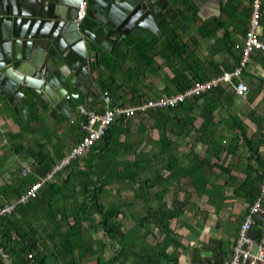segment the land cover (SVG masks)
Returning <instances> with one entry per match:
<instances>
[{"label": "trees", "instance_id": "obj_1", "mask_svg": "<svg viewBox=\"0 0 264 264\" xmlns=\"http://www.w3.org/2000/svg\"><path fill=\"white\" fill-rule=\"evenodd\" d=\"M177 2L180 9L173 27L167 28L162 23L160 27L164 32L161 39L157 40L151 37V43L140 42L139 40L141 44L137 46V48L144 46L140 56L137 54L141 60L146 61L145 53L147 51H154L153 56H160L164 63H169V66L174 61L176 64L174 69V93L189 88L197 80L192 65H187L189 69L186 71L189 76L183 73L180 66L182 63H187L193 52L190 47L195 48L197 44L194 38L190 43L184 42L178 30L182 24L190 26L197 22L199 19L198 8L190 6L188 0H178ZM211 21L214 23L215 19ZM203 29L204 27H201L197 31L203 32ZM217 29L216 25L209 35H214ZM124 43L129 47L134 45L131 41ZM113 54L116 59L121 58L117 48H114ZM149 62L152 63L151 58ZM98 66L100 68L104 66L102 59H100ZM118 68H120V65ZM98 78L100 79L97 82L99 92L103 93L107 90V85L101 80L100 74ZM223 93H225L223 90L217 88L176 107L149 111L130 118L120 117L116 119L99 140V143H95L85 150L92 151L89 166H92L93 169L80 167L79 159L76 157L63 170L68 172L67 177L56 181V177L61 172L58 173L53 181L48 182L40 189L35 199L18 204L10 216L0 220V245L11 259L6 263L0 258V264H77L76 260L86 257L88 252L93 251V249L89 250L87 245L84 244V229L100 232L107 240L112 256L104 264H124L130 257H133L136 264H181L180 249L183 250L184 248L182 244L178 245L173 237L176 235V231L174 232L172 228V222L178 220L184 214V211L188 209L187 212H191L190 218H196L195 225L205 224L208 215L206 207H214L215 198L220 200V207L222 204H228V197L223 191L227 182L224 183L223 187L208 186V180L205 176L207 170L203 167L206 165V158H201L199 154L193 152L200 141L199 139L194 140L195 142L192 143L193 150L190 153L191 156L187 158L189 159V166L184 167L178 165L179 163L176 164L177 159L173 162H166L165 155L168 153L173 155L180 151L181 146L178 142L181 140L183 132H190V127H193L200 112L198 101L201 99L204 101L210 100V107L204 109L209 113H214L217 109H220L221 95L222 97L225 96ZM84 98L85 96L81 95L76 106L84 105ZM30 109L33 123L39 122L40 119L34 105H30ZM96 111L101 112L102 107H97ZM76 116L77 113L75 112L72 118H76ZM74 125L78 127L77 122ZM78 130L80 134L77 144L83 136L79 127ZM241 130L244 131V128L241 127ZM154 132H156L157 138L151 140ZM20 137V135L11 136V139L19 141ZM201 141L203 145H207L208 149L213 144L209 138H204ZM147 142L150 146L158 147L159 152L158 155H155V159H160L162 167L159 165L160 168H152L150 164L152 158L149 152L139 151V148ZM245 143L251 153L257 152L252 142L245 141ZM32 151L31 156L37 164L36 173L38 176H43L51 169L56 160H51L43 155V161L39 162L37 160L39 152L33 149ZM108 153L113 155L112 160L109 158ZM119 153L122 155H119ZM119 157L121 162L117 164ZM118 165L120 166L118 167ZM211 168H218L224 174L230 173L223 166L220 167L216 164ZM81 177L87 179L85 181L86 185L82 188L80 194L76 195L79 190L75 187L70 189L69 183L70 180L80 179ZM114 178L121 183L128 181L127 185L131 188V191H120L121 193H126L142 201L140 205H143L144 214L137 219L135 218V223H139L146 232L139 237L134 238V231L124 232L123 236L120 234L122 229L125 230L123 220L126 218V213L124 211L127 207L133 205L134 201H122L123 196L117 202L110 203L108 207L101 203L106 195L105 187ZM184 179H186V182H183ZM263 179V175H259L257 179H252L250 173L237 188L233 189L232 196L243 199L247 204V211L259 195L260 187L258 184ZM89 180L90 183H88ZM34 181H36V177L30 176L28 179L20 180L11 188L4 187L0 193H3L6 199H8L7 194L10 193L11 200L14 201ZM167 195L170 199L169 202H178L181 207L168 208L163 203ZM150 198L155 201V206L150 204ZM45 210L47 212L42 215ZM247 211H245V214ZM39 217L48 220L49 224L45 226L39 220ZM241 221L237 222L238 225ZM184 223L183 225L188 227V222L184 221ZM84 224L86 225L84 226ZM149 238L154 239L156 242L154 244L149 243L147 241ZM203 249L207 250L206 247H203ZM193 251L197 257L199 249L194 248ZM211 253L216 258L204 257L199 260L197 258L192 259L191 263L228 264L231 256L230 251L217 253L213 250ZM101 263L99 259L96 260V264Z\"/></svg>", "mask_w": 264, "mask_h": 264}, {"label": "crops", "instance_id": "obj_2", "mask_svg": "<svg viewBox=\"0 0 264 264\" xmlns=\"http://www.w3.org/2000/svg\"><path fill=\"white\" fill-rule=\"evenodd\" d=\"M170 1L172 2V7L178 13L180 9L177 4L178 0ZM251 1L226 0L227 5L221 7L220 11L213 5H206L201 10L200 15H198L199 19L196 23L190 26L182 24L179 27L178 32L184 42L190 43L194 38L197 44L195 48L190 47L193 52L187 63L180 65L184 74L189 76L186 71L189 69L187 65H192L196 79L210 78L221 74L224 70L232 69L236 65L239 57L238 47L242 42L247 28V21L251 15ZM176 19L177 17L173 21L162 19L159 22V27L162 23L167 28L173 27ZM212 19H215L214 23H212ZM215 24L218 27L217 31L214 35H209L216 27ZM201 27H204L203 32L197 31ZM124 30L127 31L125 36L114 40L111 38L106 39L104 47L97 49V57L91 56V76L84 82L88 90V93L84 95V105L89 109L96 110L97 107H102V93L99 92L98 84L96 83V81H100L98 78L99 74L101 75V80L107 85V90L105 91L111 95L113 102L118 105L134 106L143 100L174 93V69L176 65L174 61L169 66V63H164L160 56H153L154 51H147L145 53L146 61L141 60L137 54L140 56L144 46H139L141 47L140 49L137 46L143 41L151 43L150 38L152 36L137 27H127ZM160 30L162 31L161 27ZM259 35L262 42H264V0H261ZM162 37L163 34L159 39ZM126 41L133 42V47L126 46L124 43ZM158 47L160 48V46ZM114 48L119 50V57L121 58H115L113 54ZM150 58L152 63L149 62ZM100 59H102V64H104L101 68L98 66ZM119 65L120 68H118ZM245 83L250 89L245 99L236 97L228 84L220 87L219 89L225 92L223 93L225 96L222 97L221 95L220 109H217L214 113H209L204 109L210 107V100H199L200 112L194 125L192 128L190 127V132H183L182 138L178 142L183 155L181 165L186 167L190 165L187 158L191 156L194 140L199 139L201 141L204 138L212 140L213 144L209 149L207 145H203L202 141H199L193 152L195 151L201 158H206V165L203 167L207 170L205 176L208 180V186H223L227 182L225 188L228 189L229 196L230 192H233V189L237 188L248 174L251 173L252 179H257L259 175L264 176V52L252 55L245 73ZM30 105L34 104H29L32 118ZM36 110L40 121L42 119L45 120V118L48 119L47 127L43 125L41 130L39 127L40 121L33 123V118L29 119L25 116L23 119L21 116H15L12 107L7 101L0 98V145L8 148V151L0 150V162H8L11 157L14 159L13 162L9 163V167L5 169L6 173L2 172V175H0V178L4 180V184L0 181V188H11L20 180L28 179L30 176H35L36 179L40 177L36 173V160L33 159L28 149L32 148L39 152V158L37 159L39 162L43 161L42 156L44 155L46 158L56 160L55 165L70 153L71 148L79 140L80 132L78 127L70 124L69 120L66 118H63V120L55 115L52 118L46 108L42 111L37 108ZM66 121H68V124L67 128L64 129L63 124ZM204 124L206 125L204 126ZM241 127L244 128V131L241 130ZM19 135L21 136L19 141L11 139V136ZM155 138H157V135L152 134L151 140ZM245 141H250L253 145L255 142L257 152L251 153ZM144 145L149 144L148 142L143 144L139 148L140 152L148 151L146 150L147 148L144 149ZM148 148L152 151L150 154L152 168L162 167L160 159H155V155H158L159 152L158 147L149 145ZM215 164L220 167L223 166L230 173L224 174L218 168H211ZM21 166L26 167L30 173L14 180L17 169L22 170ZM183 182H186V179ZM263 183L264 179L258 186L260 187ZM7 195L8 199L4 197L3 193H0L1 201L4 199L0 206L4 203L13 202L9 198L10 193ZM231 197L234 200L237 199L232 195ZM169 200L167 195L163 203H169ZM246 206L247 204L244 201L243 211ZM206 208L209 210L210 207L207 206ZM224 208L227 210L229 208L228 204ZM224 212L226 214L225 210ZM212 214V212L208 211L207 221L205 224L198 226L200 232L198 239L195 237V230L192 229L194 226L190 222H188V227L184 225L188 242H180L184 248L183 250L180 249L181 264H192L191 258L195 256L194 248L199 249L198 260L204 257H214L211 253L213 250L217 253L231 252L232 247L226 248L225 246L227 240L223 239L217 211V217ZM244 214L245 212L241 214L239 221L243 219ZM238 224L236 225L239 226ZM203 247H206L207 250L203 249ZM192 252L193 257H191Z\"/></svg>", "mask_w": 264, "mask_h": 264}, {"label": "water", "instance_id": "obj_3", "mask_svg": "<svg viewBox=\"0 0 264 264\" xmlns=\"http://www.w3.org/2000/svg\"><path fill=\"white\" fill-rule=\"evenodd\" d=\"M79 1L0 0V98L15 116L32 119L29 104H34L52 118L69 120L72 104L88 93L91 56L97 57L106 39L125 36L127 27L159 39V22L177 17L170 0H86V16L76 23ZM193 2L198 15L206 5L218 11L227 5Z\"/></svg>", "mask_w": 264, "mask_h": 264}, {"label": "built area", "instance_id": "obj_4", "mask_svg": "<svg viewBox=\"0 0 264 264\" xmlns=\"http://www.w3.org/2000/svg\"><path fill=\"white\" fill-rule=\"evenodd\" d=\"M86 0H80L77 5L74 22H81L86 16ZM260 18L261 0L251 1V15L247 22V29L238 47V59L236 65L229 70L222 71L221 74L210 78L197 79L193 84L180 92L173 94H163L156 98H151L134 106H123L113 102L111 95L104 91L101 96L102 111L89 109L85 105L76 106V118H70V124L76 122L83 134L81 141L71 148L70 153L62 158L57 164L43 176L34 181L28 189L13 202L4 203L0 206V220L10 216L18 204H23L28 200L35 199L40 189L54 177L62 172L72 160L81 155L86 149L97 143L120 117L130 118L137 114L149 111L165 110L176 107L181 103L191 100L210 91H214L225 85L232 88L236 97L245 99L248 92V85L242 80V74L247 70V64L252 55L264 52V42L260 39ZM78 120V121H77ZM22 176H26L29 170L22 167ZM264 183L260 186L259 195L249 207L244 219L241 221L237 238L232 246L231 256L228 264H264ZM0 258L6 263L10 261L8 255L0 245Z\"/></svg>", "mask_w": 264, "mask_h": 264}, {"label": "rangeland", "instance_id": "obj_5", "mask_svg": "<svg viewBox=\"0 0 264 264\" xmlns=\"http://www.w3.org/2000/svg\"><path fill=\"white\" fill-rule=\"evenodd\" d=\"M256 54V53H254ZM253 54V55H254ZM247 68H248V64H247ZM245 73L246 71L242 74V80L245 82ZM95 82V81H94ZM97 83V81H96ZM250 89H248V92L247 94L249 93ZM234 119V117H233ZM47 122H48V119L45 118L42 119L40 121V130L43 129V125L47 127ZM133 122V121H132ZM134 123L136 124V121L134 119ZM67 124H68V121H66L65 124H63V128H67ZM147 125H149V123H147ZM134 129V128H132ZM154 134H156V132H154ZM156 137V136H155ZM257 143V142H256ZM253 144V143H252ZM149 145H144V149L148 150L147 152H149V154L152 153L151 149L148 148ZM254 147H255V142H254ZM257 148V146H256ZM5 150V151H8V148L6 146H2L0 145V150ZM27 150V149H26ZM3 151V152H5ZM28 151L31 153L33 152L32 151V148L31 149H28ZM91 153L92 151L90 150H87L85 151L83 154H81L80 156H78V159H79V162H80V167H83L84 169H93L92 166H89V160L91 159ZM180 151L174 153L173 155H171V153H168L165 155V159H166V162H173L174 160L177 159V163L178 165H181V160L183 158V155L182 153L180 154ZM119 155H122L121 153H119ZM108 156L109 158L112 160L114 157L111 153H108ZM180 159V161H179ZM14 159L11 157L9 159L8 162H0V175H2V172H5V169L7 167H9V163L13 162ZM119 162H121V158L119 157V160L118 162H116L117 164H119ZM120 165H118L119 167ZM6 173V172H5ZM30 173V171H29ZM67 174L68 172L67 171H62L60 175H58L56 177V181H60L62 178L64 177H67ZM109 175V174H107ZM144 175V174H143ZM142 175V176H143ZM145 176V175H144ZM143 176V178H144ZM21 178L22 177V171L21 170H18L17 169V172H16V175L14 177V180L16 178ZM140 177H141V174H140ZM5 178V177H3ZM235 178V177H234ZM72 179V178H71ZM87 179H85L84 177H81L80 179H76V180H70V183H69V188L72 189L73 187L77 188L79 191L76 192V195L77 194H80V191L82 190V188L86 185V181ZM0 181L3 182L4 184V180H2V178H0ZM90 183V180L89 182ZM62 184V183H61ZM128 181H123L122 183L121 182H118L115 178L112 180V182H109L108 185L105 187V192H106V195L104 196L103 198V201H101L102 204H104L105 207H108V205L112 202H117V200H119V198H123L121 199L122 201H134L133 202V205L127 207L125 209V219L123 220V224L125 226V230L122 229L120 231V234L121 236H123L125 233L124 232H132L134 231L133 235H134V238L136 237H139L140 235H143L146 231L145 229H142L141 228V225L139 223H135V218L137 219L140 215H143L144 214V211L142 210L143 208V205H140V202H142L140 199L138 198H134L126 193H121V192H126V191H131V188L128 187ZM136 186V185H135ZM223 187V186H221ZM4 187H1L0 188V191L3 190ZM135 188V187H134ZM121 191V192H120ZM224 191V194H226V197H228V207L227 210L224 208L225 204L221 205L220 207V200L215 198L214 199V207H210L208 211L212 212L214 216L217 217V214H216V211L218 213V218H219V227H220V230L222 232V236H223V239L227 240V244H225L226 248H231L233 245H232V242L235 240L236 236H237V230H238V226L236 225L237 224V221L239 220V218L241 217V214L245 211H247V206L245 207L244 211L242 210L243 209V206H244V200L243 199H233L231 197V193L230 192V196H229V192H228V189L224 188L223 189ZM173 194V193H172ZM127 196H129L130 198H128ZM136 196V195H135ZM138 197V196H137ZM2 198V197H1ZM1 198H0V204L3 203L4 199L1 201ZM10 199L11 196H9ZM182 198V197H181ZM150 204L152 206H155V201L153 200V198H150ZM213 201V200H212ZM235 201V202H234ZM122 203V202H121ZM168 208H179L181 207L180 203L178 202H169V203H164ZM200 206L203 207V205H201L199 203ZM216 207V208H215ZM200 208V207H199ZM204 208V207H203ZM233 208L231 211L230 209ZM188 209H186V211H184V214L181 215V217H179L178 220L176 221H173L172 222V228L175 232V236L174 239L176 240V243L181 244L180 242L182 243H187L188 242V239L187 237L185 236V226L183 225V221L185 222H190L194 228H192L195 233V237L196 239L199 238V235H200V232H199V228H198V225L195 226V223H196V218H190L191 217V212H187ZM224 210L226 211V214L224 212ZM47 211L45 210L42 215L44 213H46ZM128 213V214H127ZM132 214V215H130ZM187 214V215H186ZM220 214V216H219ZM39 220L45 225L47 226L49 224L48 220H46L45 218H41L39 217ZM198 221V219H197ZM185 224V223H184ZM86 224H84L85 226ZM201 225V224H200ZM86 228V227H85ZM173 232V233H174ZM221 236V237H222ZM83 240H84V244L87 245V248L89 250L93 249V251L91 252H88V254L86 255V257L80 259V260H76L77 261V264H96V260L99 259L102 263L101 264H104L108 261V259L112 256L110 250H109V247H108V242L107 240L102 236V233L100 232H93L92 230H88V229H84V232H83ZM132 239L130 238V241ZM147 241H149V243L151 242V244L155 243L156 241L152 238H149L147 239ZM235 242V241H234ZM101 244H103L104 246H102ZM150 253V252H148ZM191 257H193V252H192V255ZM192 259H197L196 257V254L193 258H191V261ZM11 261V259H10ZM10 263V262H9ZM52 264H56V263H52ZM115 264H118V263H115ZM124 264H136L134 263L133 261V257H130L126 263Z\"/></svg>", "mask_w": 264, "mask_h": 264}, {"label": "flooded vegetation", "instance_id": "obj_6", "mask_svg": "<svg viewBox=\"0 0 264 264\" xmlns=\"http://www.w3.org/2000/svg\"><path fill=\"white\" fill-rule=\"evenodd\" d=\"M190 2V6H195V3L193 2V0H188ZM199 12V10H198ZM198 14V13H197ZM81 96V95H80ZM80 98V97H79ZM72 108L74 109V112H75V109H76V104H72ZM73 112V113H74Z\"/></svg>", "mask_w": 264, "mask_h": 264}]
</instances>
